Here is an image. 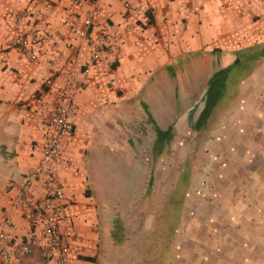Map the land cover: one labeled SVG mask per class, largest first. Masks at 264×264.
<instances>
[{
    "label": "crops",
    "instance_id": "obj_1",
    "mask_svg": "<svg viewBox=\"0 0 264 264\" xmlns=\"http://www.w3.org/2000/svg\"><path fill=\"white\" fill-rule=\"evenodd\" d=\"M26 9L32 15L21 29L48 35L34 47L36 60L12 44L15 18ZM90 10L91 3L75 0H0V223L24 175L43 155L66 72L75 70L84 83L71 116L74 132L52 165L65 192L62 225L70 234L69 264L115 258L111 176L98 166L105 148L139 188L146 148L153 163H162L163 156H156L162 142L177 143L178 132L188 136L210 123L203 148L214 152L207 162L218 171L215 178L230 181L244 178L231 165L256 163L249 156L256 147L254 133H264V56H253L264 48V0H101L86 27ZM82 30L93 39L122 35L119 49L93 62V45L79 36ZM215 83L224 85L220 97L228 98L220 109V104L211 107ZM186 158V163L198 160ZM255 188L249 186L242 196H252ZM46 196L37 181L26 202L33 205ZM25 208L11 211L15 255L21 264H49L42 230L32 226ZM26 244L30 253L23 252Z\"/></svg>",
    "mask_w": 264,
    "mask_h": 264
},
{
    "label": "rangeland",
    "instance_id": "obj_2",
    "mask_svg": "<svg viewBox=\"0 0 264 264\" xmlns=\"http://www.w3.org/2000/svg\"><path fill=\"white\" fill-rule=\"evenodd\" d=\"M236 106L240 115L241 107ZM209 129L210 123L188 136L178 132L182 140L177 143L162 142L164 146L156 149L162 163H153L151 149L146 148L139 188L132 175L125 174L123 163L105 148L98 166L104 165L111 176L115 258L100 264H254L250 258L264 264V133H254L256 147L248 154L256 163L231 165L229 169L235 167L244 178L229 181L215 178L218 171L207 162L214 152L203 148ZM193 136L199 139L192 141ZM187 156L198 160L186 163ZM249 186L256 187L255 194L242 196ZM247 200L258 208L250 209Z\"/></svg>",
    "mask_w": 264,
    "mask_h": 264
},
{
    "label": "built area",
    "instance_id": "obj_3",
    "mask_svg": "<svg viewBox=\"0 0 264 264\" xmlns=\"http://www.w3.org/2000/svg\"><path fill=\"white\" fill-rule=\"evenodd\" d=\"M75 2H89L92 4V10L84 19L85 26L90 27L93 23L94 14L100 7L101 0H75ZM45 6L47 8L52 7L51 3H46ZM31 15L32 11L26 9L16 16L18 33L12 44L27 54L31 60H36L39 52L34 47L42 41L43 37L47 38L48 35H42L37 29H31L29 32L21 29L25 19ZM79 36L92 43L91 60L97 62L105 52H115L119 49V41L122 35L105 34L98 39H93L87 30H82L79 32ZM65 77L66 85L60 87L57 91L58 105L49 120L51 134L43 155L37 164L24 175L22 188L14 198L12 206L6 208L3 212L0 223V264H21L19 258L15 255L9 232L13 224L11 211L20 207H26L25 216L32 226L41 228L45 239L41 248L48 263L69 264L71 254L70 234L62 225L66 208L64 202L65 192L52 169V165L61 156L68 137L74 132L75 126L71 121V116L77 109L76 98L84 89V83L75 70L67 71ZM37 181L45 187L47 196L33 205H29L26 202L27 195ZM22 249L23 252L30 253L32 248L26 244L23 245Z\"/></svg>",
    "mask_w": 264,
    "mask_h": 264
},
{
    "label": "trees",
    "instance_id": "obj_4",
    "mask_svg": "<svg viewBox=\"0 0 264 264\" xmlns=\"http://www.w3.org/2000/svg\"><path fill=\"white\" fill-rule=\"evenodd\" d=\"M254 57L256 56L257 58H261V57H263L264 56V48L261 50V51H259V52H257V53H255L254 55H253ZM241 59H243V58H241ZM241 59H238L237 61H241ZM218 74H220V73H216L215 74V76L213 77V80H218ZM223 84L222 83H219V84H217V83H215L214 84V91H215V95H216V97L213 99V101H211V107L212 106H214V108H215V106H217V104L219 105V109L220 108H222L223 106H224V104L227 102V100H228V98H221L220 96L221 95H223L224 93H223ZM227 95H231V91H229V94H227ZM226 95V96H227Z\"/></svg>",
    "mask_w": 264,
    "mask_h": 264
}]
</instances>
